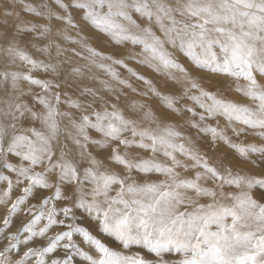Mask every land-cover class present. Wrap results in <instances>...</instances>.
<instances>
[{
    "label": "snow or ice",
    "instance_id": "6c2138e0",
    "mask_svg": "<svg viewBox=\"0 0 264 264\" xmlns=\"http://www.w3.org/2000/svg\"><path fill=\"white\" fill-rule=\"evenodd\" d=\"M71 7L83 9L82 18L117 44L133 46L120 55L88 46L93 57L112 63L92 62L133 92L160 97L169 111L158 114L140 100L126 110L116 96L122 89L108 81L102 84L116 103L65 101L79 116L59 110L58 93L56 105L35 97L43 112L26 102L0 109L12 120L28 113L42 126L16 131L15 123L0 121V264H264V81L258 78L264 77V0H72ZM57 18L74 24L70 12ZM8 51L37 66L25 52ZM177 53L198 71L243 78L247 83L236 90L258 104L205 87L201 81L211 84V76L194 75ZM128 59L169 77L180 91L162 93ZM3 75L13 88L21 76L45 90L59 87L28 73ZM88 93L98 96L89 88L81 94ZM64 116L70 127L62 126ZM181 121L194 135L181 130ZM248 129L259 143L233 139ZM62 132L74 150L61 144Z\"/></svg>",
    "mask_w": 264,
    "mask_h": 264
},
{
    "label": "bare ground",
    "instance_id": "6f19581e",
    "mask_svg": "<svg viewBox=\"0 0 264 264\" xmlns=\"http://www.w3.org/2000/svg\"><path fill=\"white\" fill-rule=\"evenodd\" d=\"M64 2L69 5L67 11L61 8L55 0H0V109L6 110L8 103H25L26 97L20 96L21 91H26L27 96L32 98L37 96L46 97L53 105L57 104L55 94L58 93L60 94L59 110L71 112L79 116V111L69 107L65 101L69 98H77L85 104L89 101L81 94L84 88H82L83 84L80 81H77L80 82L79 85L73 82L72 84L66 82L68 79L72 80L74 78L71 77L72 74L76 80H78L76 74L83 73L87 79L101 82V84L102 81H108L115 89L122 88L118 81L113 80L105 69L97 67L92 62L95 60L111 64L110 60H102L99 56L88 59L81 53L82 49L88 50V46L104 53H113L114 49L121 44H117L106 33L101 32L92 26L90 22L84 20L82 18L83 15L80 13L83 12V9L74 10L71 7L72 0H64ZM69 12L72 15L74 24H69L67 21L57 18V14L60 17H64ZM35 20L36 23H34ZM45 26L48 28V31H45ZM153 27L155 28V25ZM25 31H33L34 34L29 35L24 33ZM156 31H159V29L157 28ZM10 46L25 52L37 61V66L34 67L27 60L21 59L19 56L10 55L8 51ZM41 62L43 65L54 66V70L52 67H48L47 69L41 67ZM113 67L117 70L118 65H113ZM76 69H79V71H75ZM13 72L20 74L28 73L41 80H50L54 84H58L59 87L51 86L50 90H45L23 79L21 76L16 81L17 87L13 88L11 77L5 78L3 75L4 73ZM145 76L152 79L156 87L158 85L163 86L167 78L168 80L170 79L152 68H150V71L146 70ZM127 77H131V75ZM86 78L84 80H87ZM33 89L34 91L30 92ZM109 100L113 103L117 102L115 97L112 96H109ZM151 105L155 106V102ZM246 105L254 107L255 103L247 102ZM95 106L99 107L100 103ZM120 106L127 110L125 103H120ZM40 108L38 112L42 110L46 111L42 104ZM88 111L91 112L92 108H88ZM157 113L160 114L162 112ZM63 119L68 121L69 117L64 116L62 121ZM17 120L18 122L12 120V117L7 115L6 112H2V116H0V121H3L5 124L15 123L17 128L22 127L23 129L31 124H34L37 128L42 127L40 122L32 120L28 113H25L23 119ZM181 130L193 134L184 125ZM92 134L97 135L95 132ZM61 138H63V133L60 137L62 143ZM93 150L95 151V149ZM144 154L150 155V153ZM158 159L164 160V157L160 155Z\"/></svg>",
    "mask_w": 264,
    "mask_h": 264
},
{
    "label": "rangeland",
    "instance_id": "374dc122",
    "mask_svg": "<svg viewBox=\"0 0 264 264\" xmlns=\"http://www.w3.org/2000/svg\"><path fill=\"white\" fill-rule=\"evenodd\" d=\"M74 10H77L76 8H73ZM82 15H83V12H80ZM34 23H36V20L34 21ZM158 34H159V31H157ZM24 33L26 34H34L33 31H25ZM133 46L129 43V44H121L120 46H118L117 48H115L113 51L114 54H124L126 53L129 49H132ZM134 50L138 53L140 52L141 50V46H135ZM172 50V49H171ZM81 53L84 57L90 59L91 57H93L91 55V53L89 52V50H86V49H82L81 50ZM108 53V52H107ZM177 55L179 56L180 60L182 63H184L187 67H189L190 70L193 71V74L196 75V76H203L205 74L211 76L212 78V83L209 84L207 80H202L201 82L205 85V87H211V88H214V89H218L223 96L227 97L228 99L230 100H233L235 102H239V103H243V104H247V102H253L256 104H258V101L254 102L252 100L251 97H247L244 95L243 92L241 91H237L236 90V85L237 84H240V85H243V84H246L247 82L243 79V78H240V79H236V78H232V77H228L224 74H211V73H208V70H203L202 72L201 71H198L195 66L193 65L192 61L185 57L184 55H181L180 53H177ZM126 63L132 67V68H135L139 73L145 75L146 74V70L150 71V68L144 66V65H141L138 63L137 60H132V59H128L126 60ZM146 69V70H145ZM117 71L119 72L120 76L122 78H126L128 79L134 87H136L139 91H145L147 90V85L138 80L136 77L134 76H131V77H127L129 74V72L122 66L118 65L117 67ZM71 77H74L72 80L71 79H68L66 82L67 83H75L77 85L80 84V82L83 84L82 85V88H89V89H93L95 90L96 93H98V96L94 97L92 95V93H88V94H84L86 100H88L89 102L90 101H93L95 99L96 101V104H99L100 101H99V97H105L106 99L109 100V96H112V97H115L113 96V94L111 92H109L108 90L105 89L104 85L101 84V82H95L91 79H87L83 73H80V74H76V77L78 80L75 79V76H73V74L71 75ZM87 79V80H84V79ZM259 78V76H258ZM70 80V81H69ZM261 80L264 81V77H261ZM77 81H80V82H77ZM100 81V80H99ZM122 88V92L123 94H121L120 91H117L116 92V96H119L120 99H119V104H123L125 103L126 105H128V103L130 101H135V100H140V101H147V103L149 105H151L153 102H155V106L151 105V107L157 111V112H166V111H169L165 108V106L163 105L162 103V100L160 97L158 96H155L153 94H149L147 97L145 96H141L139 94V92H133L131 89L127 88V87H124L123 85H120ZM180 85H177L174 81H172L171 79L166 80L165 84L163 86H157V88L162 92V93H165V94H168V93H173V92H178L180 91ZM33 90H30V92H33ZM28 94H26V91H21L20 92V96H22L23 98H25V102L27 100V105L31 106L35 111L38 112V110H40V105L41 103H39L35 98H32L30 96H27ZM31 95V94H30ZM63 97V96H62ZM157 102V103H156ZM181 103H185V102H181ZM186 103H191L190 101H186ZM45 110H42L40 112H43ZM62 112V111H61ZM0 116H2V112H0ZM15 122H18V120H15ZM210 123H213L215 124L216 121H209ZM221 125H223L224 123H226V120L224 118H220V121ZM61 124L62 126H69V120H64L63 121L61 120ZM181 124H183L186 128H188L191 132H193V134L197 131L196 129L194 128H191L189 127L187 124H184L183 121H181ZM237 126L238 127H243V125L239 124V122H237ZM22 130V127H16V131H20ZM252 132L251 129H248L247 132H245L244 134H242L241 136L239 137H235L233 136V139L234 140H237V142H256V143H259L260 142V138L259 137H256V136H253L251 135L250 133ZM63 133V138H61L62 140V143L61 144H67V146L70 148V149H75V146L73 144H71V141L70 139H67L66 136V132H62ZM94 135V134H93ZM229 135H232L231 132H229ZM95 136V135H94ZM226 148V146H224ZM113 167H115V165H113ZM2 183V182H0ZM81 213H78V215H80ZM23 219L22 216H18L16 218V221L13 225V230H15L16 227H19V224H20V221ZM41 241L39 239H37L36 243H40ZM114 247H118V245H113ZM2 247V246H0ZM140 249L138 248H133L132 251H139ZM59 254V252H58Z\"/></svg>",
    "mask_w": 264,
    "mask_h": 264
}]
</instances>
